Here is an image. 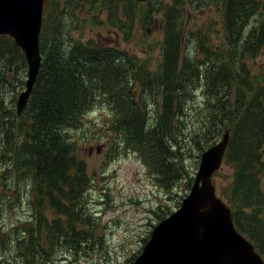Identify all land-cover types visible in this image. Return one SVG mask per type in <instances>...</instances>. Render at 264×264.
Wrapping results in <instances>:
<instances>
[{
  "label": "trees",
  "instance_id": "obj_1",
  "mask_svg": "<svg viewBox=\"0 0 264 264\" xmlns=\"http://www.w3.org/2000/svg\"><path fill=\"white\" fill-rule=\"evenodd\" d=\"M47 1L39 38L42 60L26 107L16 115L0 98V161L6 163V186L15 191L5 198L0 194V205L6 203L8 211L25 198L31 211L30 220H15L6 228L0 206V253H10L5 264H46L55 246H73L91 236L81 228L90 223L82 202L90 178L71 131L98 102L112 110L109 126L117 135L113 153L122 146L145 153L146 164L164 187L174 186L184 173L185 140L203 151L228 131L224 159L234 166L227 200L232 218L264 251V225L258 228L260 223L253 222L254 216L260 221L264 216V74L257 77L246 65V58L264 49V0H214L221 8L223 43L209 46L204 43L208 35L197 30L196 49L202 57L195 58L183 42L194 33L184 19L209 0H171L167 5L146 0L145 10L136 0H107L110 27L127 36L135 21L147 24L151 13L161 12L164 37L156 70L147 59L141 61L117 45L70 35L89 16L78 15L68 24L64 14L75 15L74 6L91 11L87 6L105 0H68L64 8L58 0ZM117 7L123 16L116 21ZM25 66L13 39L0 35V88L13 78L22 89L24 79L15 73ZM195 90L203 102L198 121L175 124ZM12 91L19 93L16 87ZM147 95L161 100L155 117L146 107Z\"/></svg>",
  "mask_w": 264,
  "mask_h": 264
},
{
  "label": "rangeland",
  "instance_id": "obj_2",
  "mask_svg": "<svg viewBox=\"0 0 264 264\" xmlns=\"http://www.w3.org/2000/svg\"><path fill=\"white\" fill-rule=\"evenodd\" d=\"M67 1L58 0V7L64 8ZM107 2L105 0L102 3L100 1L90 7L87 6V8H91V11H87L84 6L80 9H76L74 6L72 10L75 15L64 14L68 24H73L78 15L79 19L81 14L89 16L86 23L82 24L79 21L80 29L72 31L70 35L75 39L92 38L117 45L129 53L135 54L141 61L147 59L150 68L156 70L160 60V42L164 37L161 12L151 13V19L146 20L147 24L143 25L135 21L132 31L127 36L120 30L110 27L109 11L104 7ZM170 2L171 0H162L164 5ZM140 5L141 10H145V1ZM47 6H49V2L45 1L44 8ZM119 7L115 9L114 19L116 21L123 16ZM196 8H192V11L184 19L186 28L194 31L192 36L183 41L187 53L193 58H195L194 56L202 57L196 49L195 34L197 30L203 29V32L208 35L209 38L207 37V40L204 41L205 44L215 47L223 43L219 4L214 0H209L206 5L199 9ZM94 13H96L95 16H93ZM246 65L253 75L261 77L264 74V49L255 57L246 58ZM15 74L25 79L26 66ZM13 87H16V90H21L17 80L10 78V83L0 88V98L3 99L5 107L11 106L13 107L11 109L14 110L15 100L13 102L12 100L16 93L10 92ZM160 101V98L153 99L151 95L146 96V107L150 113L153 112V117L157 111L158 114L161 111ZM157 102L159 106L155 104ZM202 107L201 94L199 90H195V94L185 101L181 120H176L175 124L184 121L185 124L195 125L199 114L202 113L200 112ZM111 111L106 103L98 102L82 115L80 125L71 131L78 155L86 162L90 178V185L82 198L84 213L89 215L90 223L82 225L81 228L90 230L92 234L79 238L77 244H73V246H55L50 255L46 257V264H131L149 239L153 227L164 218V213L167 216L179 207L182 198L188 194L193 183L202 150L185 140V143L182 144L184 173L174 186L164 187V183L159 184L153 169L150 170L146 164L143 157L146 155L145 153L123 146L113 153L110 147L112 140L117 135L109 126ZM179 129L185 134L187 133L185 128L180 126ZM187 129L190 130V128ZM178 137L182 139L180 136ZM219 138L220 136L209 144L212 145ZM5 166L6 163L0 161V194L4 198L15 192H10L4 182L8 181L5 173H2L3 170L6 171ZM233 173L234 166L223 159L220 167L212 176V183L217 195L226 202L230 195ZM23 187L22 183L21 194L24 191ZM0 206L3 208V201ZM6 208L5 203L1 223L6 228L15 220L28 221L31 218L30 207L25 198L24 200L21 198L20 202L13 204L8 211ZM246 210L249 211V209ZM254 218L253 222L260 223L257 226L261 228V225H264V216L262 221L255 216ZM14 226L11 225L13 228ZM9 257V251L0 253V264H5Z\"/></svg>",
  "mask_w": 264,
  "mask_h": 264
},
{
  "label": "water",
  "instance_id": "obj_3",
  "mask_svg": "<svg viewBox=\"0 0 264 264\" xmlns=\"http://www.w3.org/2000/svg\"><path fill=\"white\" fill-rule=\"evenodd\" d=\"M145 1V0H137ZM44 0H0V34L13 38L27 64L25 87L15 102L24 110L41 65L39 34ZM229 132L200 154L193 183L180 206L157 223L131 264H262L253 245L234 227L230 207L215 194Z\"/></svg>",
  "mask_w": 264,
  "mask_h": 264
},
{
  "label": "flooded vegetation",
  "instance_id": "obj_4",
  "mask_svg": "<svg viewBox=\"0 0 264 264\" xmlns=\"http://www.w3.org/2000/svg\"><path fill=\"white\" fill-rule=\"evenodd\" d=\"M248 236V238H250V237H252L253 239H251L252 240V242L254 243V237L253 236H249V235H247ZM254 246L256 247V249L258 250V252H260V255H261V259H262V264H264V251H262V248H260L259 246H256V244L254 243Z\"/></svg>",
  "mask_w": 264,
  "mask_h": 264
},
{
  "label": "bare ground",
  "instance_id": "obj_5",
  "mask_svg": "<svg viewBox=\"0 0 264 264\" xmlns=\"http://www.w3.org/2000/svg\"><path fill=\"white\" fill-rule=\"evenodd\" d=\"M155 95H156V94H155ZM147 96H148V95H147ZM23 117H24V116H23ZM2 143H3V142H2ZM206 148H207V147H206ZM206 148H205V149H206ZM205 149H204V150H205ZM189 191H190V189H189Z\"/></svg>",
  "mask_w": 264,
  "mask_h": 264
}]
</instances>
